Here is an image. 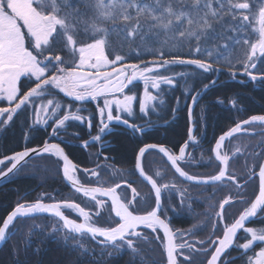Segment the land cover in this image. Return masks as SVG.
I'll list each match as a JSON object with an SVG mask.
<instances>
[{"label": "snow or ice", "instance_id": "1", "mask_svg": "<svg viewBox=\"0 0 264 264\" xmlns=\"http://www.w3.org/2000/svg\"><path fill=\"white\" fill-rule=\"evenodd\" d=\"M260 65H264V0H0V103L6 101L8 105L0 106V131L10 126L18 114L28 113L31 117L34 113L33 125L47 127L53 121V136L66 130L69 121L87 123L90 132L92 116L82 113L86 110L85 104L92 102L100 118L101 134H109L115 125H123L133 134L144 135L154 126L152 122L146 121L145 127L129 119H135L136 83L143 84L139 112L147 117L150 109L156 112L158 106H163L165 88L175 87L178 78H184L187 83L190 75L202 76L223 69L233 80L239 72L254 84L264 85V69ZM176 66H193L200 71L177 72ZM215 83L212 80L201 91L206 92ZM58 94L69 99L62 117ZM200 95V92L193 95V103L188 105V139L179 148V154L158 144L139 148L135 168L151 186L148 198L140 196L135 188L131 199L122 198L117 191L120 183L99 186L106 182L99 180L98 170H82L86 176L97 178L98 186H85L77 178V165L55 143L45 141L42 149L26 147L0 159V165L9 164L6 170H0V178H6L19 172L22 162L27 163L26 158L32 153L56 157L63 162L64 179L76 193L94 201L96 209L92 213L78 203L67 201L43 203L38 199L31 204L17 203L0 225V244L20 231L17 222L23 225L26 219L37 216L43 219V214H47L55 218L48 235L71 252H78V259L90 258L89 264H100L106 252L112 257L125 250L133 257L131 264H135L140 242L150 244L152 240L162 248V264H193L196 254L208 257L206 264H237V261L264 264V162L250 169L245 180L246 186L253 176L258 175L259 179L258 194L249 202L243 195L244 187L234 176L227 175L229 156L222 152L227 139L248 131L243 125L264 126V115H253L216 139L212 152L219 162L218 174L190 175L181 165L191 156L190 144L195 143L193 105ZM72 101L80 102L75 111H72ZM176 111L178 108L173 109V113ZM92 140L102 143V135ZM88 143L85 142V147ZM150 149L163 154L183 181L197 185L231 181L238 190L239 202L247 206L234 222L226 223V206L232 205L235 199L226 196L219 202V211L214 217H208L211 231L207 238L187 239L194 233L174 229L169 208L183 211L188 190H182L177 183L161 182L163 177L158 180L145 173L142 158ZM261 155L264 152L256 154L257 158ZM125 185L131 187L127 181ZM173 190L179 197V209L171 203ZM109 201L110 210L105 218L102 210H106ZM62 209H70L80 222L69 218ZM94 216L103 219L104 226H98ZM252 220L261 223L246 226ZM221 225L222 236L218 235ZM144 229L150 233L143 232ZM241 231L243 236L239 237ZM29 235H35L31 228ZM241 239L244 242H239ZM89 240L99 246L98 255L88 247ZM29 246L30 241L25 243L24 250ZM231 250H236L237 255H231ZM19 251L14 249L17 257Z\"/></svg>", "mask_w": 264, "mask_h": 264}, {"label": "trees", "instance_id": "2", "mask_svg": "<svg viewBox=\"0 0 264 264\" xmlns=\"http://www.w3.org/2000/svg\"><path fill=\"white\" fill-rule=\"evenodd\" d=\"M259 67L264 69V65ZM238 68L242 70V66L238 65ZM175 70L189 73L200 71L194 69L193 66H176ZM252 71L255 73L257 70ZM212 80H215L216 83L209 87L206 92H202L204 85L211 84ZM241 81L244 82L241 83ZM186 88L188 89L187 95H185ZM134 92L137 96L134 104L135 119L129 118L130 122L147 127L146 121L150 120L154 125L144 135L133 134L130 129L123 125H115L109 134H101L99 132L100 118L96 113V104L87 102L85 104L86 110L82 114L92 116L90 132L87 123L81 125L79 122L69 121L66 130H61L58 136H53L51 135L53 121L47 127L33 125L32 117H29L28 113L18 114L10 126L0 131V159L13 155L15 152L23 151L26 147H40L44 145L45 141L48 143L54 142L60 145L72 163L77 165L76 175L81 183L88 180L90 183L97 185V178L86 176L82 170H98L100 171L99 180L106 182L99 186H114L115 183H120L121 188L118 189V192L122 198L127 200L132 198V194L129 192V187H126L124 183L127 181L132 185L130 181L135 177L134 161L140 147L145 144L163 146L171 144L179 150V146L184 145L187 141L186 136L189 128L188 105L193 103L192 96L197 92L201 93L200 98L195 103L199 105L195 108L194 104L193 111H202L204 114L209 115L207 118H213L215 131H220L222 128L227 129L234 123L243 121L253 115H264V85L254 84L248 76H242L239 72H237L236 79L233 80L230 73L223 69L218 73H209L202 76L190 75L187 83H185L184 78H178L175 87L165 88L163 106H158L156 112H151L150 109V115L147 117L139 112L141 85H135ZM58 98L62 102V110L59 113V116L62 117L64 115L63 108L68 106L69 99L59 94ZM100 103L102 104V100ZM71 104L72 111H75L80 102L72 101ZM0 106L8 105L5 101L0 103ZM174 108H178L175 113H173ZM210 110L213 113L209 114ZM200 116H202V113ZM218 116L221 118V122H218ZM227 116L230 118V122L225 123L224 118ZM192 118L194 125H196L194 116ZM165 121H168L167 125H165ZM208 130H210V126ZM97 135H102V143L92 140ZM86 141L89 143L85 147ZM189 150H192L190 157L196 158L197 154L192 145H190ZM190 157L187 159L192 160ZM8 165V163L1 165L0 170H6ZM98 165L100 166L99 169ZM142 165L150 176L158 180L163 177V171L167 170L161 156L154 151L146 152L142 158ZM60 166V160L45 154L30 160L23 165L19 172H15L1 182L0 225L17 203L31 204L38 199L43 203L69 202L78 198L64 185L61 179ZM158 172L160 177H157ZM161 182L176 183V178L172 177L169 181L163 179ZM141 191L138 188L140 196L149 197L150 191L147 188L144 192ZM152 199L154 200L153 197ZM83 200L89 211H96L92 203ZM176 201L177 198L174 199V202ZM143 207L144 205L141 204V208ZM102 213L106 218L108 210H102ZM53 220L54 218L50 217H43V219L36 217L35 219H26L23 225L17 222L16 227L20 231L12 239L2 244L0 264H17V261L18 264H89L90 258L78 259V252H71L48 235ZM94 220L99 222L98 226H104L103 219L94 216ZM37 224L41 227H34ZM30 228L35 232V235H29ZM143 232L150 233L148 231ZM28 241H30V246L25 251V243ZM87 245L89 248L95 249L97 255L99 254V246L94 241L89 240ZM16 248L20 249L18 257L14 254ZM37 249H39V252L36 251ZM148 250L147 242L141 241L140 252L135 257V264H153L149 260ZM132 261V255L125 250L119 255L113 254L112 257H109L106 252L100 264H131ZM160 261L161 259L158 258L154 262L159 264Z\"/></svg>", "mask_w": 264, "mask_h": 264}, {"label": "flooded vegetation", "instance_id": "3", "mask_svg": "<svg viewBox=\"0 0 264 264\" xmlns=\"http://www.w3.org/2000/svg\"><path fill=\"white\" fill-rule=\"evenodd\" d=\"M198 105L199 104H195V108ZM201 113H202V116H200ZM210 113H213V111L210 110L209 114ZM207 115L208 114H204V112L202 111H199V112L198 110L193 111V116L195 118V123H196V125H194V123L192 125L194 128L195 143L190 144V145H192V148L195 149V153L197 155L195 156L196 158L194 159L190 157L192 158V160L186 159V161L183 162L181 165L183 169L186 172H188V174L196 175L199 177H207L210 175L218 174L219 162L215 160V154L212 152V148L215 145V141L224 132H227L231 127H234L237 123L241 122L239 121L237 123H234L231 127L227 129L225 128L220 129V131L223 130L222 133H220V131L218 130L215 131V125L212 121L213 118L209 119L207 118L209 117V115L208 116ZM249 118H246V119H249ZM218 122H221V118L219 116H218ZM224 122L225 123L230 122V118L227 116L226 118H224ZM200 123L202 125L201 128H200ZM209 126H210V130H208ZM244 129H248V131H241L235 134L233 138H231L230 140H227L224 142V145L222 146V152L229 156L227 175L234 176L237 182L242 187H244L243 195L250 202L251 200L255 198V194H258L259 179L257 175L253 176L251 180H248L246 186H245V180L249 176V170L252 169L259 162L264 161V155H261L258 158L256 156L257 153L264 152V126L255 124V125L246 126L244 127ZM186 137L188 139V135ZM165 147L170 149L173 153L179 154V150L175 149L171 144L170 145L167 144V146L165 145ZM180 147L181 146H179V148ZM189 149H190V146L188 148V151L192 153V150H189ZM161 158L163 159V162L167 168V170L165 169L163 171V179L164 180L168 179L169 181L172 179V177H175L177 185L182 190L185 188H187L188 190L185 194V207L183 211H172V209L169 208V219L171 220L172 227L174 229H179V230H185V231L190 230L194 233L193 236L186 237L187 239L195 241L198 239L207 238L208 234L211 231V227H210L211 220L208 219V217H214L215 212L219 211V207H218L219 202H221L226 196L231 195L235 198L232 205L226 206V209H227L226 223L234 222V220L238 218L240 212L243 211L244 207L247 206L239 202L238 190L236 189L235 185L232 184L231 181L224 180L222 182L217 183L216 185H197L194 183H188V182L183 181L182 179H179L178 176L175 174V172L172 171L170 164L163 157ZM134 166H135V161H134ZM142 167L145 173L149 175L145 167L143 165ZM255 171L258 173V167H255ZM60 174H61V166H60ZM134 176L135 177L132 178L130 181L132 185L131 187H129V192L131 194H132V188H135L137 191H138V188H140V190H142L141 192H144L145 188H147L150 191V188L148 187V185L144 181H142L136 174L135 167H134ZM61 179H62V176H61ZM82 184H84L85 186H91V187L98 186L96 184L90 183L88 180ZM73 193L76 194L77 195L76 197L78 198L73 199V201H69V203H78L81 206L85 207L86 210H89V209L87 208V205L83 199H85L90 204L92 203L93 205H95L94 201H89L87 198L83 197L82 195H79L75 192ZM175 198H177L176 202H174ZM164 202L167 203V197H165ZM171 203L175 205L177 209H179L180 201H179V197L176 194L175 190H173L172 192ZM188 205L191 206L190 211H189ZM106 210H110L109 202L106 206ZM62 211L69 218L75 219L77 222H80V218L75 213H73L70 209H62ZM90 212L95 213V211L93 210H91ZM43 217H47V216H43ZM260 223L261 221L259 220H252V221L247 222L246 226H255V225H259ZM140 230L141 229H138V231ZM142 231L150 232V230H147V229H144ZM222 232H223V226L221 225L218 235L222 236ZM160 236L161 237L163 236L162 233H160ZM238 236L239 237L243 236L242 231L238 233ZM213 239H215V237H213ZM239 242H244V241L241 239ZM147 245H148V249H149L148 251H149V256H150L149 260L151 262H154L155 259H158V258L161 259L162 248L160 244L157 241L152 240V242L150 244L147 243ZM231 255L233 256L237 255L236 250H231ZM207 258L208 257L196 254L193 257V264H206ZM159 264H162V261H160ZM237 264H240V262L237 261Z\"/></svg>", "mask_w": 264, "mask_h": 264}, {"label": "water", "instance_id": "4", "mask_svg": "<svg viewBox=\"0 0 264 264\" xmlns=\"http://www.w3.org/2000/svg\"><path fill=\"white\" fill-rule=\"evenodd\" d=\"M246 126H249V125H243L242 127L244 128V127H246ZM231 138H233V137H231ZM231 138H229V139H227V140H230ZM226 140V141H227ZM52 144V143H51ZM43 146L44 145H42V146H40V147H37V149H42L43 148ZM149 151H154V152H156V153H158L161 157H163L166 161H167V158L166 157H164L163 156V154H161V153H159L157 150H155V149H150V150H148V152ZM45 154H47V153H44L43 155H45ZM66 154V153H65ZM137 154H138V152H137ZM136 154V155H137ZM11 156V155H10ZM36 157H38V155H36L35 153H32L31 155H30V158H26V160H27V162L29 161V160H31V159H33V158H36ZM61 162V176H62V180H63V182H64V184L71 190V191H73V192H75L74 191V189L72 188V186L64 179V177H63V173H62V166H63V162L62 161H60ZM168 162V161H167ZM264 162V161H263ZM22 164L24 165L25 163L24 162H22ZM1 166V165H0ZM171 166V165H170ZM135 167V166H134ZM172 169V168H171ZM135 171H136V174L138 175V177L142 180V181H144L143 180V178L139 175V173L137 172V170H136V168H135ZM172 171H174V169H172ZM15 173V172H14ZM14 173H11V174H9L8 175V177H10L11 175H13ZM177 176H178V174H176ZM8 177H6V178H0V183L1 182H3L4 180H6ZM257 177H258V175H257ZM179 178V177H178ZM179 179H182V178H179ZM146 184H147V182L146 181H144ZM185 182H187V181H185ZM188 183H193V182H188ZM195 184V183H194ZM148 185V184H147ZM209 185H212V184H209ZM148 187L149 188H151V186L150 185H148ZM76 193V192H75ZM77 194H79V193H77ZM79 195H81V194H79ZM102 199H107V198H102ZM109 203H110V201H109ZM43 216H47V217H49L47 214H43ZM247 223V222H246ZM2 225V224H1ZM162 233V232H161ZM162 235H163V233H162ZM1 246H2V244H0V249H1Z\"/></svg>", "mask_w": 264, "mask_h": 264}, {"label": "rangeland", "instance_id": "5", "mask_svg": "<svg viewBox=\"0 0 264 264\" xmlns=\"http://www.w3.org/2000/svg\"><path fill=\"white\" fill-rule=\"evenodd\" d=\"M137 84L141 85V95H142V93H143V84H142V82H138V83H136V85H137ZM125 91H127V89H126ZM154 94H155V93H154ZM59 95L63 96V94H59ZM65 98H67V97H65ZM67 99H68V98H67ZM134 104H135V102H134ZM31 117H32V124H33V121H34V119H35V114L32 113ZM50 122H51V120L49 121V123H50ZM39 126H40V125H39ZM38 157H40V156H38Z\"/></svg>", "mask_w": 264, "mask_h": 264}]
</instances>
